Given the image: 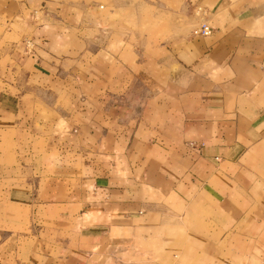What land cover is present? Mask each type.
Returning <instances> with one entry per match:
<instances>
[{
	"label": "crops",
	"instance_id": "obj_1",
	"mask_svg": "<svg viewBox=\"0 0 264 264\" xmlns=\"http://www.w3.org/2000/svg\"><path fill=\"white\" fill-rule=\"evenodd\" d=\"M0 132L54 153L0 173L29 264H264V0H0Z\"/></svg>",
	"mask_w": 264,
	"mask_h": 264
},
{
	"label": "rangeland",
	"instance_id": "obj_2",
	"mask_svg": "<svg viewBox=\"0 0 264 264\" xmlns=\"http://www.w3.org/2000/svg\"><path fill=\"white\" fill-rule=\"evenodd\" d=\"M132 1L138 2L140 0ZM137 6L138 9H141L139 3ZM172 17L175 19V16ZM176 19H178V16H176ZM129 20L128 9H126L122 20L123 22L119 23L122 25H117V28L113 30L111 37L120 40L124 39L126 35H129L130 42L131 40H134L135 36L133 33L130 34V32L132 29L136 28V25H132ZM154 24H156V26L157 24L161 25L162 21L160 20V23L154 21ZM53 157L54 153L46 152L42 147H38V149L34 148L33 153L30 155L25 154L23 151H18L16 145L9 142L6 133L4 134L0 132V173L2 172L1 174L4 175L3 186L6 184L9 185V183H12L13 181L23 184L27 181H39L40 185L43 187L46 181L45 176L53 172ZM80 173H83V170H81ZM71 206L72 205H70V207ZM50 208L54 209L53 213L55 214L67 207L62 204H55L53 205V208L48 206V209ZM69 210L71 211L72 208ZM45 225H48L45 221L40 222V225H38V233L40 235L45 236ZM49 226L51 225L49 224ZM26 231H28L27 226L23 223H0V255L2 256V261L8 262V264H29L30 259L35 261V263H38V261L42 263L44 262L45 259L40 255L33 253V250H36V246L32 247L35 243L34 236L29 237ZM37 242V245L41 243L39 241ZM3 251L5 252V255H3ZM57 253L58 252L54 249L53 255Z\"/></svg>",
	"mask_w": 264,
	"mask_h": 264
},
{
	"label": "built area",
	"instance_id": "obj_3",
	"mask_svg": "<svg viewBox=\"0 0 264 264\" xmlns=\"http://www.w3.org/2000/svg\"><path fill=\"white\" fill-rule=\"evenodd\" d=\"M196 12H198L200 15H206V10L203 6L201 5H196ZM212 27L210 25V23L204 18L202 17L201 20L194 25V27L192 28V32L195 34H201V35H207L211 32ZM30 43H27V45H29ZM197 143H195L194 141H191L190 145L192 146H196Z\"/></svg>",
	"mask_w": 264,
	"mask_h": 264
}]
</instances>
